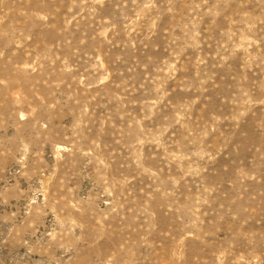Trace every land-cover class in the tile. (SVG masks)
I'll list each match as a JSON object with an SVG mask.
<instances>
[{
	"label": "rangeland",
	"instance_id": "obj_1",
	"mask_svg": "<svg viewBox=\"0 0 264 264\" xmlns=\"http://www.w3.org/2000/svg\"><path fill=\"white\" fill-rule=\"evenodd\" d=\"M0 264H264V0H0Z\"/></svg>",
	"mask_w": 264,
	"mask_h": 264
}]
</instances>
